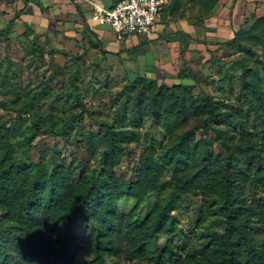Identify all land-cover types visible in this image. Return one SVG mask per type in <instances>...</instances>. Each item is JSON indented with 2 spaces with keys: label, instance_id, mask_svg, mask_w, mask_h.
<instances>
[{
  "label": "rangeland",
  "instance_id": "374dc122",
  "mask_svg": "<svg viewBox=\"0 0 264 264\" xmlns=\"http://www.w3.org/2000/svg\"><path fill=\"white\" fill-rule=\"evenodd\" d=\"M25 1L0 0V29L23 10L11 38L0 39V121L18 127L11 144L15 156L24 162H38L43 152L48 158L56 150L58 158L72 164L78 175L82 166L98 164L96 159L90 161L88 135L98 133L105 124L116 125L140 133V141L129 145L117 168L120 178L128 180L143 153L159 155L179 135L197 126V119H192L186 128L171 133L151 117L141 118L134 108L136 80L157 77L172 84L180 81L179 71L194 74L200 80L196 99L208 92L239 118L249 114L250 107L242 91V74L247 70L264 88V43L242 35L257 17L264 16V0H174L150 36L123 38L111 27L92 21L89 13L83 20L76 8L78 0H34L47 6L44 11L34 2L23 9ZM103 4L107 6L108 1ZM183 81L195 83L191 76ZM26 102H33L32 107H26ZM39 116L45 118L42 130L28 143L34 135L31 123ZM228 128L229 138L237 139L239 129ZM255 134L264 139L260 130ZM195 135L197 140L211 138L212 151L223 150L212 129L196 128ZM254 186L258 194H264V182L258 180ZM173 189L174 181L167 174L159 192L136 210V216L144 218L160 201L169 204L174 215L146 257L131 261L108 257L107 264H152L166 243L184 255L199 252L207 236L225 230L226 220L214 196L199 191L175 201L170 196ZM136 205L134 199L124 198L119 211L127 214ZM75 228L83 245L78 264H88L94 258L91 229L82 221Z\"/></svg>",
  "mask_w": 264,
  "mask_h": 264
},
{
  "label": "trees",
  "instance_id": "16d2710c",
  "mask_svg": "<svg viewBox=\"0 0 264 264\" xmlns=\"http://www.w3.org/2000/svg\"><path fill=\"white\" fill-rule=\"evenodd\" d=\"M30 2L41 11L47 8L26 0L23 9ZM76 8L86 20L82 7L76 4ZM22 12L0 29V39L11 38ZM242 35L264 43V16L257 17ZM177 76L180 81L172 84L157 77L136 80L134 108L141 118L151 117L171 133L186 128L192 119H197V126L179 135L165 152L143 153L135 175L128 180L120 178L117 168L129 145L140 141V133L134 129L105 124L98 133H90L86 138L90 161L96 159L98 164L82 166L77 175L72 164L58 158L56 150L48 158L43 152L38 162L17 158L11 141L19 129L0 121V264H78L83 245L75 224L80 221L91 229L94 258L88 264H107L108 257L145 258L174 215L169 204L160 201L144 218H138L136 210L159 192L167 174L174 181L172 200L199 191L214 196L226 228L207 236L199 252L184 255L166 243L152 264H264V194H258L254 186L258 180L264 182V139L255 134L258 130L264 133V88L247 70L242 74V91L250 107L249 114L239 118L208 92L196 99L195 89L200 86L196 75L179 71ZM190 76L195 83L183 81ZM47 88L45 83L44 94ZM72 88L79 90L74 82ZM32 103L26 102V107L31 108ZM44 119L39 116L31 123L34 135L28 143L42 130ZM220 124L237 127L239 137L229 138V126L223 129ZM199 127L217 133L221 152L211 150V138L196 139ZM124 198L137 202L127 214L119 211Z\"/></svg>",
  "mask_w": 264,
  "mask_h": 264
},
{
  "label": "built area",
  "instance_id": "2783aa9c",
  "mask_svg": "<svg viewBox=\"0 0 264 264\" xmlns=\"http://www.w3.org/2000/svg\"><path fill=\"white\" fill-rule=\"evenodd\" d=\"M172 0H114L111 7L94 4L92 21L111 27L123 38L128 35L150 36Z\"/></svg>",
  "mask_w": 264,
  "mask_h": 264
},
{
  "label": "crops",
  "instance_id": "0c3cea01",
  "mask_svg": "<svg viewBox=\"0 0 264 264\" xmlns=\"http://www.w3.org/2000/svg\"><path fill=\"white\" fill-rule=\"evenodd\" d=\"M108 1V5H104L103 3ZM77 3L82 7L84 16L86 17V13H89L92 16V12L94 9V4L98 6H102L105 8H109L113 5L114 0H78ZM56 6V5H55Z\"/></svg>",
  "mask_w": 264,
  "mask_h": 264
}]
</instances>
